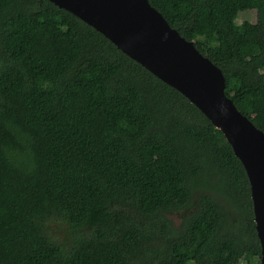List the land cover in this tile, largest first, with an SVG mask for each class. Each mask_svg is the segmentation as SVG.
I'll return each mask as SVG.
<instances>
[{"label":"trees","instance_id":"obj_1","mask_svg":"<svg viewBox=\"0 0 264 264\" xmlns=\"http://www.w3.org/2000/svg\"><path fill=\"white\" fill-rule=\"evenodd\" d=\"M148 2L264 132V0ZM0 264H262L222 132L49 0H0Z\"/></svg>","mask_w":264,"mask_h":264},{"label":"water","instance_id":"obj_2","mask_svg":"<svg viewBox=\"0 0 264 264\" xmlns=\"http://www.w3.org/2000/svg\"><path fill=\"white\" fill-rule=\"evenodd\" d=\"M175 88L220 130L247 175L264 264V132L225 94L221 69L172 28L148 0H49Z\"/></svg>","mask_w":264,"mask_h":264},{"label":"rangeland","instance_id":"obj_3","mask_svg":"<svg viewBox=\"0 0 264 264\" xmlns=\"http://www.w3.org/2000/svg\"><path fill=\"white\" fill-rule=\"evenodd\" d=\"M243 20H248L250 22H255L256 21V12L255 10H246V11H242L238 14V18H237V22H241ZM173 218L177 219L176 218V215H173ZM63 227L60 226V225H56L55 226V229L54 230H57L56 233H57V237L58 236H65V231H64V228L62 229ZM55 233V232H54Z\"/></svg>","mask_w":264,"mask_h":264}]
</instances>
